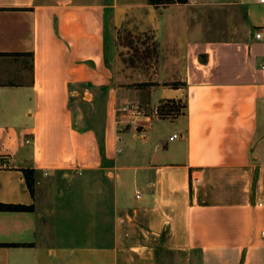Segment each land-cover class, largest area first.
I'll return each mask as SVG.
<instances>
[{
  "label": "crops",
  "instance_id": "1",
  "mask_svg": "<svg viewBox=\"0 0 264 264\" xmlns=\"http://www.w3.org/2000/svg\"><path fill=\"white\" fill-rule=\"evenodd\" d=\"M253 2L258 13L241 3L236 22L229 0H0V203L31 206L0 210V264H264V4ZM129 25L157 46L146 86L113 84ZM169 99L173 117L115 123L125 103L150 113Z\"/></svg>",
  "mask_w": 264,
  "mask_h": 264
},
{
  "label": "rangeland",
  "instance_id": "2",
  "mask_svg": "<svg viewBox=\"0 0 264 264\" xmlns=\"http://www.w3.org/2000/svg\"><path fill=\"white\" fill-rule=\"evenodd\" d=\"M229 1L231 3L228 7L231 9V13L235 17L236 22L240 20V11L238 7L241 3L244 7L250 8L253 13H258L259 11V7L255 6L253 0ZM220 13L221 14L218 15V19L214 21V25L216 27H219L218 29L220 30V32L226 31L227 35L228 26L230 24V22L228 24L227 21V12H224L221 9ZM139 14L140 13H138V15ZM138 15L133 16L135 21H137L136 19H139ZM212 16L213 15L209 14L210 18H212ZM209 24H211V22H207V26H210ZM108 40V37H106L107 54H109V51L111 49V45ZM117 44V53L115 54L116 59L114 60L115 62L113 63V68L115 69L116 75L117 73H122L123 75H120L119 78L121 79L115 80L113 84L124 87H131L134 85L139 87L141 85H148V80H152L155 78V65L157 64V46L155 41L153 40L151 33L149 31H137L130 25L124 26L121 27L118 31ZM164 83L166 84V82ZM173 84L175 83L173 82ZM86 98H89V96L87 95ZM160 258L161 264H180L179 261H181L182 257L163 254Z\"/></svg>",
  "mask_w": 264,
  "mask_h": 264
},
{
  "label": "built area",
  "instance_id": "3",
  "mask_svg": "<svg viewBox=\"0 0 264 264\" xmlns=\"http://www.w3.org/2000/svg\"><path fill=\"white\" fill-rule=\"evenodd\" d=\"M254 1L256 3L264 4V0H254ZM261 34H262L261 30H256L254 34L255 38L257 39L261 38ZM261 68L264 69V60L262 61ZM171 105H175V106L171 109L170 108ZM180 108L181 106L178 101L174 100V103H172L169 100H165L159 103L153 109H150L151 111L149 113V110L145 104L129 102L117 108L115 123L117 126L123 121L127 123H134L141 117H146L149 114H152L154 117H173L178 113ZM176 137L177 134L173 133L169 138L174 139ZM44 173L46 174V172ZM136 197H139V193H136ZM261 204H264V202H262ZM261 234L264 235V230L261 232Z\"/></svg>",
  "mask_w": 264,
  "mask_h": 264
},
{
  "label": "trees",
  "instance_id": "4",
  "mask_svg": "<svg viewBox=\"0 0 264 264\" xmlns=\"http://www.w3.org/2000/svg\"><path fill=\"white\" fill-rule=\"evenodd\" d=\"M186 3L187 0H148L149 4L153 5H163V4H170V3ZM172 103H174V100L169 99ZM175 105H171L170 108L172 109ZM164 108V107H162ZM27 186L29 190L33 191V170L32 169H22ZM0 210H9V211H28L31 210V206H26L22 204H4L0 203Z\"/></svg>",
  "mask_w": 264,
  "mask_h": 264
}]
</instances>
